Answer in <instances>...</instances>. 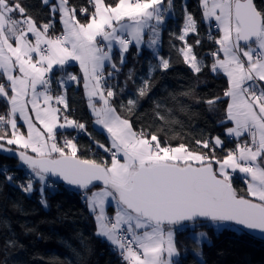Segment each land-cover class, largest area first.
Listing matches in <instances>:
<instances>
[{
	"label": "snow or ice",
	"instance_id": "snow-or-ice-1",
	"mask_svg": "<svg viewBox=\"0 0 264 264\" xmlns=\"http://www.w3.org/2000/svg\"><path fill=\"white\" fill-rule=\"evenodd\" d=\"M40 3L48 11L46 22L38 21L22 0H0V77L4 78L0 99L8 105L7 112L0 114V152L15 154L29 169L25 182L18 185L21 191L29 195L39 191L40 202L47 207L44 193L52 186V177L82 189L97 222L96 234L116 246L127 264H178L175 258L181 253L175 233L186 227L191 230L193 250L202 257L201 246L208 237L197 230L200 222L264 234V0L259 4L257 0H200L203 19L214 20L222 33L215 38L216 51L208 54L213 58L210 66L194 51L201 40L188 42L187 37H199V31L186 4L180 33H170L182 42L176 51L194 74L209 67L214 74L226 75L223 96L228 104L222 123H234L225 129L238 141L234 149H225L220 136L197 139L195 148L162 143L157 133L134 129L114 106L118 92L111 81L116 80L131 46L138 54L142 47L151 50L157 64L149 63L148 79L137 88V99L127 101L128 111L150 92L153 73L172 66L169 58L159 54V45L162 27L174 10L173 0H88L91 10L70 0ZM57 22L62 30L50 34ZM114 47L119 61L113 58ZM71 61L79 62L95 123L109 134V145L95 143L111 154L110 163L81 158L75 137L64 135L67 129L87 133L84 123L71 118L67 98L66 85L79 84L81 77L66 72L57 78L54 72V68L65 72ZM132 76L129 70L128 79ZM54 80L59 88L56 94ZM217 102L222 98L204 101L209 110ZM18 119L27 125L26 133ZM58 136H63L62 142ZM218 149L225 155L218 156ZM6 172V166L0 168L4 179L13 183L14 176ZM235 173L243 174L245 195L233 186ZM111 202L113 216L106 212ZM15 246L11 239L5 245Z\"/></svg>",
	"mask_w": 264,
	"mask_h": 264
},
{
	"label": "trees",
	"instance_id": "trees-1",
	"mask_svg": "<svg viewBox=\"0 0 264 264\" xmlns=\"http://www.w3.org/2000/svg\"><path fill=\"white\" fill-rule=\"evenodd\" d=\"M70 2L91 10L88 0ZM22 3L38 21L48 20V11L40 0H22ZM185 4L198 21L199 31V37L190 34L188 42L194 44L199 38L201 43L194 51L205 65L212 64L213 58L208 54L218 48L215 38L220 33L216 36L212 34L213 39H209V26L202 17L200 0H173L174 10L168 14L162 27L159 48V54L169 58L172 66L167 71L158 69L153 73L150 92L139 98L132 111H128L127 101L137 99V88L142 79H148L149 63L157 64L151 50L142 47L138 54L137 48L131 46L116 80L111 81L118 92L113 103L121 116L131 120L137 131L144 128L155 132L162 143L173 146L185 143L195 148L194 141L197 139L220 136L225 149H232L237 144V139L225 134V129L232 122L222 123L225 121L228 104V98L223 96L228 86L226 75L222 72L214 74L209 67L194 74L176 51L182 42L170 35L181 31L184 23L182 8ZM77 15L83 22L84 17L80 13ZM59 30H62V25L57 22L55 32L50 30V34H56ZM115 60L119 61V53L115 54ZM65 69V72L55 69V76L60 78L66 72H71L81 77L79 84L69 82L66 85L71 118L84 123L91 136L81 131L76 136L78 131L72 129L65 130L64 135L67 138L75 137L79 148L78 156L110 163L109 153L95 143L99 141L107 146L110 138L104 129L95 124L96 117L88 105L83 87L82 70L78 63H70ZM129 70H133L131 79H128ZM3 82L4 78L0 77V83ZM52 87L53 94L59 92L55 80ZM119 89H123V92ZM189 91L192 93L190 96L180 95ZM216 96L221 97L222 102H217L214 109L209 110L204 101ZM157 104L161 105L159 109L156 108ZM7 110L8 105L0 99V114ZM157 112L166 119L161 120ZM58 139L62 142L63 136H58ZM217 155L222 157L225 152L218 149ZM4 166L7 167L5 174L13 175L15 179L13 183H9L4 179V174H0V264H127L116 246L96 234L97 222L84 198L83 190L51 178L49 182L54 184L45 189L48 206L44 207L40 202L39 191L29 195L18 187L25 182L29 173L27 166L18 158L0 153V168ZM237 174L240 176H233L234 186L238 194L245 195L243 175ZM199 229L208 233L207 241L201 246L202 257L197 256L193 250L194 245L189 239L190 228L178 230L176 241L181 253L176 258L178 264H264V238L257 234L235 229L223 230L203 222H200L197 230ZM10 239L16 241V246L6 248V242Z\"/></svg>",
	"mask_w": 264,
	"mask_h": 264
},
{
	"label": "crops",
	"instance_id": "crops-1",
	"mask_svg": "<svg viewBox=\"0 0 264 264\" xmlns=\"http://www.w3.org/2000/svg\"><path fill=\"white\" fill-rule=\"evenodd\" d=\"M211 22H214V20L213 21H211ZM211 22H208V23H211ZM222 34V33H221ZM97 40L99 41V37L97 38ZM116 53H119V51L117 50V48H113V58H114V60H115V54ZM129 53V52H128ZM128 53H126V54H128ZM221 58H223L222 57V55H221ZM70 63H78L79 64V62L78 61H71ZM54 70H55V68H54ZM99 106V105H98ZM115 106V105H114ZM116 107V106H115ZM117 108V107H116ZM117 112H118V114L120 115V113H119V111H118V109H117ZM94 114V113H93ZM94 116H95V114H94ZM96 117V116H95ZM122 118H126L125 116H121ZM128 119V118H127ZM95 120H96V118H95ZM231 122V121H230ZM20 124V125H19ZM96 124V123H95ZM18 125H19V127L20 126H22V129H23V131L26 133V129H27V125L23 122V120H20V119H18ZM38 127L40 126V125H37ZM96 126L98 127V128H102V126L101 125H97L96 124ZM234 126V123L232 122V125L230 126V127H233ZM21 128V127H20ZM133 128L135 129V127L133 126ZM106 131V130H105ZM106 133H107V131H106ZM108 134V133H107ZM108 136H109V134H108ZM110 138V137H109ZM246 138V137H245ZM241 139H244V138H241ZM238 141H236V143H237ZM236 147V145L232 148V149H234ZM241 175H243V174H241ZM114 209H115V204H114V202H111V203H109L107 206H106V212H107V214L109 215V216H113L114 215ZM177 233H178V231L175 233V239H176V236H177ZM176 259V258H175Z\"/></svg>",
	"mask_w": 264,
	"mask_h": 264
},
{
	"label": "water",
	"instance_id": "water-1",
	"mask_svg": "<svg viewBox=\"0 0 264 264\" xmlns=\"http://www.w3.org/2000/svg\"><path fill=\"white\" fill-rule=\"evenodd\" d=\"M9 147H12V148H15V147H13V146H9ZM1 154H4V155H9V156H11V157H15L16 159H17V156L15 155V154H12V153H8V152H0ZM31 154V153H30ZM82 158V157H81ZM54 180H56V181H58V182H63V181H60V180H57L55 177H52ZM63 183H65V182H63ZM69 186V185H68ZM233 186H234V182H233ZM72 187V186H71ZM73 187H76V186H73ZM235 188H236V186H234ZM77 188V187H76ZM79 189V188H78ZM80 190H82V189H80ZM251 233H253V234H257L258 236H260V237H262V238H264V234H261V233H259V232H251Z\"/></svg>",
	"mask_w": 264,
	"mask_h": 264
},
{
	"label": "built area",
	"instance_id": "built-area-1",
	"mask_svg": "<svg viewBox=\"0 0 264 264\" xmlns=\"http://www.w3.org/2000/svg\"><path fill=\"white\" fill-rule=\"evenodd\" d=\"M210 26H211V29H210V30H211L212 34H213V32H215V31H217V30L219 29V28L217 27V24H216L215 21L212 22ZM56 34H59V33H56ZM81 132H82V131H81ZM82 133H83V134H87V133H89V131L87 130V133H85V132H82ZM82 133H81V134H82ZM78 134H80V133L77 132V133H76V136H78ZM109 155L111 156L110 153H109ZM235 176H236V177H239L240 175L237 174V173H235V174H234V177H235Z\"/></svg>",
	"mask_w": 264,
	"mask_h": 264
},
{
	"label": "rangeland",
	"instance_id": "rangeland-1",
	"mask_svg": "<svg viewBox=\"0 0 264 264\" xmlns=\"http://www.w3.org/2000/svg\"><path fill=\"white\" fill-rule=\"evenodd\" d=\"M257 2H258V4H259V3H260V0H257ZM216 32H217V33H220V30L218 29ZM161 33H162V31H161ZM160 37H161V36H160ZM145 39H147V36L145 37ZM160 42H161V41H160ZM159 48H160V45H159ZM128 52H129V51H128ZM128 52H127V53H128ZM127 55H128V54L125 53V60H126ZM19 125H20V124H19ZM19 125H18V126H19ZM20 127H21L20 130L23 131L22 126H20ZM13 147H16V146H13ZM49 183H51V182H49ZM53 184H54V183H51V185H53ZM198 231H203V232H206V233H207V231L204 230V229H202V230L199 229ZM207 237H208V233H207Z\"/></svg>",
	"mask_w": 264,
	"mask_h": 264
},
{
	"label": "bare ground",
	"instance_id": "bare-ground-1",
	"mask_svg": "<svg viewBox=\"0 0 264 264\" xmlns=\"http://www.w3.org/2000/svg\"><path fill=\"white\" fill-rule=\"evenodd\" d=\"M257 3H258V2H257ZM211 23H212V22H211ZM211 23H208V26H209V29H208V31H207V35H208V36H209V35L212 36V32H211V30H210V29H211V26H210ZM60 31H61V30H59V31L56 32V33H60ZM213 35L216 36V35H218V33L215 31V32H213ZM220 35H221V32H220Z\"/></svg>",
	"mask_w": 264,
	"mask_h": 264
}]
</instances>
